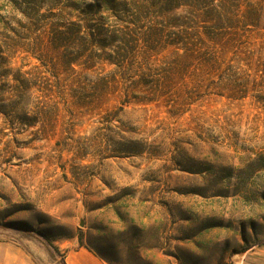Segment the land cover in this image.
Returning a JSON list of instances; mask_svg holds the SVG:
<instances>
[{"label":"rangeland","instance_id":"obj_1","mask_svg":"<svg viewBox=\"0 0 264 264\" xmlns=\"http://www.w3.org/2000/svg\"><path fill=\"white\" fill-rule=\"evenodd\" d=\"M149 1L122 2L156 12ZM92 2L0 0V32L29 26L21 12H124ZM245 78L253 90L240 99L202 92L173 119L145 122L111 98L100 110L61 105L47 128L0 115V241L43 246L55 264L80 247L107 264H230L262 245L264 78Z\"/></svg>","mask_w":264,"mask_h":264},{"label":"trees","instance_id":"obj_2","mask_svg":"<svg viewBox=\"0 0 264 264\" xmlns=\"http://www.w3.org/2000/svg\"><path fill=\"white\" fill-rule=\"evenodd\" d=\"M122 1L87 6L124 10L110 12L113 22L98 18L101 12H21L29 26L0 32L5 122L47 128L61 105L100 110L111 99L121 109L140 107L145 122L173 119L202 92L235 101L253 90L245 76L264 78V0H150L156 12Z\"/></svg>","mask_w":264,"mask_h":264},{"label":"crops","instance_id":"obj_3","mask_svg":"<svg viewBox=\"0 0 264 264\" xmlns=\"http://www.w3.org/2000/svg\"><path fill=\"white\" fill-rule=\"evenodd\" d=\"M64 264H107L88 249L68 250ZM0 264H55L43 246L32 245L25 250L16 243L0 241ZM230 264H264V243L245 251L239 259L232 257Z\"/></svg>","mask_w":264,"mask_h":264}]
</instances>
